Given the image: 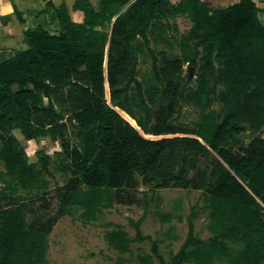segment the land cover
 I'll return each mask as SVG.
<instances>
[{"label":"trees","instance_id":"16d2710c","mask_svg":"<svg viewBox=\"0 0 264 264\" xmlns=\"http://www.w3.org/2000/svg\"><path fill=\"white\" fill-rule=\"evenodd\" d=\"M48 5L56 30L26 29V49L15 55L0 50V162L10 178L0 190V264L47 263L52 225L30 219L28 212L29 199L48 184L42 169L53 174V162L70 176L63 201L93 213L104 192L124 188L134 173L146 185L178 186L191 158L212 151L229 167L216 184H206L208 167L200 180L212 236L202 238L196 231L197 203L179 252L166 261L158 241L153 251L161 264H264V22L257 1L214 8L208 0H75L81 21L73 19L66 3ZM178 16L193 22L188 33L173 35L182 57L160 64L150 33L171 29L169 19ZM146 52L153 76L143 82L138 66ZM185 64L197 67L195 79L183 75ZM185 105L198 107V119L174 124ZM16 130L26 141H61L58 160L39 149L38 161L30 162ZM141 131L195 137L156 140ZM251 135L249 146L233 151L231 145ZM20 187L25 193L14 194ZM135 227L137 240L150 238L141 221ZM106 237L120 250L129 245L122 230ZM140 261L154 264L149 254Z\"/></svg>","mask_w":264,"mask_h":264},{"label":"rangeland","instance_id":"374dc122","mask_svg":"<svg viewBox=\"0 0 264 264\" xmlns=\"http://www.w3.org/2000/svg\"><path fill=\"white\" fill-rule=\"evenodd\" d=\"M46 1L48 3L49 0ZM55 1L60 3L61 0ZM93 1L97 3V0ZM173 1L177 2L179 0ZM208 1L212 7L221 8L237 3L240 0ZM256 1L260 7V20L264 22V0ZM65 2L72 15L71 11L74 10L75 0H65ZM43 4H46L44 0H14V5L23 10L25 13L24 18L27 21L20 25L18 32H16L18 35L16 34L15 38L13 37L14 33L11 34L5 27L0 26V48L9 49V54L15 55L28 47L24 40L26 29L43 25L52 31L56 30L57 22H49V17L41 14L44 8ZM44 10L48 11V8L45 7ZM51 11L49 10L50 13ZM38 13H40V16L38 15L37 17ZM9 17L12 16L4 18ZM162 23L166 25L164 19ZM169 24L171 29L167 27L158 32L150 33L152 48L159 56L160 64H162L164 59L182 57L180 44L173 38V35L180 37L188 33L193 22L187 16H178L170 18ZM190 69L189 65L185 64L183 75L190 73ZM197 71V67H194L191 79L197 77ZM152 76V58L146 52L140 57L138 78L145 82ZM15 88L17 89V86ZM105 89L109 97L108 82L105 83ZM158 106L159 103L155 109ZM120 114L122 115V113ZM177 115L178 118L173 120L174 124L187 125L198 119L199 109L194 105H185L182 112H178L175 117ZM14 133L26 145L30 162L38 161L37 151L39 149H44L55 160H58L56 152L63 150L59 140L54 141L48 137L38 141H26L19 130ZM141 133L146 138L156 139V136H148L142 131ZM257 135L263 136V134ZM161 136L164 138L195 137L192 134L182 133ZM254 137L253 135L246 136L243 138V143L231 145L233 151L239 152L241 150L242 152V148L249 146ZM74 139L78 140L75 136ZM57 164L58 161L50 165V170L53 174L44 172L42 169L43 177L48 184L41 192L36 193L35 196L29 199L31 207L28 212L29 218L34 219V221L39 219L43 223L48 222L52 225L48 235L46 264H142L140 256L145 254L151 255L154 264H161L159 256L153 251L154 241L159 242L160 254L166 261H170L179 252L188 236V218L193 205L198 203L200 206L199 217L195 221L196 231L199 236L202 238L212 236L209 229L208 211L201 207L203 204V188H201L200 180L206 167L209 168V172L206 175L207 185L218 183L226 176L229 169L227 164L222 162L214 151L206 155L196 153L191 158V168L186 180L181 185L158 188L152 185V181L146 185L142 183V177L134 173L131 183L122 189L111 190L112 193L110 191L104 192L102 196L105 200L98 207V210L94 211L95 213H88L86 212V207L80 203L66 204L63 201L62 195L66 191L70 176L59 171ZM38 168L41 169V165H38ZM9 179V176L6 175L4 164L0 162V190L5 187V182ZM188 181H191V183H188ZM8 191L11 192L10 189ZM13 193L19 195L24 194L25 191L20 187L14 190ZM2 206L3 202L0 199V209H2ZM169 215L170 218H167ZM138 221H141L143 234L150 236V238L145 240L136 239L137 230L135 223ZM112 230H122L127 233L130 239L127 249L120 250L110 243L106 235L107 232ZM170 232L173 235H177V238L170 237Z\"/></svg>","mask_w":264,"mask_h":264},{"label":"crops","instance_id":"0c3cea01","mask_svg":"<svg viewBox=\"0 0 264 264\" xmlns=\"http://www.w3.org/2000/svg\"><path fill=\"white\" fill-rule=\"evenodd\" d=\"M44 1L46 3L45 5L43 4L44 8L47 7L48 10H50L51 7L48 5L46 0H44ZM49 1H52L57 6L62 4V3H66L65 0H61L60 3H57L55 0H49ZM9 6L11 8V11L0 12V26L5 27V29L8 30L9 33H11V34L14 33L13 37L15 38L18 35V33H16V32H18L17 30L19 29L20 25H22V23H26L27 20L24 18V16H25L24 14L25 13L23 12V10L21 8H19L17 5H14V0H2V3H0V8H2V9H6ZM44 8H43V10H42L43 12L41 14H44V15L48 16L49 17V22H51V13L49 11H45ZM71 12H72L74 20H76V21L77 20L78 21L82 20L83 15H82V13L80 11L72 10ZM20 15L25 20L24 22L21 21V19H20L21 16ZM38 15L40 16V13L37 14V17H38ZM6 16H12V17L4 18ZM0 50L1 51L2 50H6V51H8V53L10 51L9 49H6V48H0Z\"/></svg>","mask_w":264,"mask_h":264},{"label":"bare ground","instance_id":"6f19581e","mask_svg":"<svg viewBox=\"0 0 264 264\" xmlns=\"http://www.w3.org/2000/svg\"><path fill=\"white\" fill-rule=\"evenodd\" d=\"M111 104V103H110ZM116 109H118L119 111H120V113H122V115L128 120V121H130L135 127H137V128H139L140 129V127L138 126V123L136 122V120L134 119V118H132L129 114H127L125 111H123V109L121 110L120 108H116ZM117 110V111H118ZM141 130V129H140ZM146 135H148V136H151L150 134H146Z\"/></svg>","mask_w":264,"mask_h":264},{"label":"water","instance_id":"95a60500","mask_svg":"<svg viewBox=\"0 0 264 264\" xmlns=\"http://www.w3.org/2000/svg\"><path fill=\"white\" fill-rule=\"evenodd\" d=\"M193 68L194 67H191V69H190V78L193 76ZM162 138H164V137L163 136H156V140L162 139Z\"/></svg>","mask_w":264,"mask_h":264},{"label":"clouds","instance_id":"9594fccd","mask_svg":"<svg viewBox=\"0 0 264 264\" xmlns=\"http://www.w3.org/2000/svg\"><path fill=\"white\" fill-rule=\"evenodd\" d=\"M0 3H2V0H0ZM7 11H11L10 6L8 8H6V9L0 8V12H7Z\"/></svg>","mask_w":264,"mask_h":264}]
</instances>
